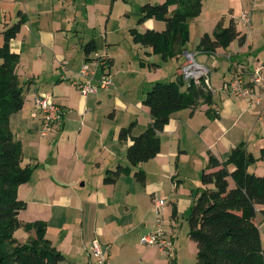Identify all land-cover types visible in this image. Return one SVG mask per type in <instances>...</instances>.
Instances as JSON below:
<instances>
[{"label":"crops","instance_id":"0c3cea01","mask_svg":"<svg viewBox=\"0 0 264 264\" xmlns=\"http://www.w3.org/2000/svg\"><path fill=\"white\" fill-rule=\"evenodd\" d=\"M163 1L0 0V46L4 41L3 30L23 19L9 40V48L19 55L15 72L24 84L25 96L22 108L9 116V126L21 142L22 164L33 167V172L17 188L18 198L26 204L18 218L22 223L45 222L46 237L65 255L57 264H87L93 239L109 245V264H168L171 260L179 264L176 246L171 255H165L156 247L140 242L142 236L152 232L153 199L158 195V199L165 201L161 207L164 229L174 238L183 224L182 217L188 215L196 199L195 193L201 187L200 173L206 168L209 155L223 160L240 142L255 157L264 148L263 103L255 102L259 89L255 88L257 93L250 102L228 91L234 75L242 73L249 79L250 73L264 66L258 53L249 59V49L239 52L245 49L246 41L238 43L239 48L232 52L229 50L235 40L227 48L218 47L212 53L189 50L185 45L181 54L168 59L170 70L162 69L160 55L135 43L129 34L133 42L130 49L136 55L141 53L137 56L139 70H131L130 81L121 85L136 93V99L129 98L126 102L115 98L114 84V88L87 95H81L73 84L82 60L93 54L84 52L86 43L94 42L98 53L102 49L100 54L109 58L111 73L114 58L110 46L116 45L120 30L163 29L164 22L151 18L136 24L139 6ZM257 9H264V0H203L201 13L204 10L205 16L200 33L211 34L218 21L227 25L226 17L227 22L233 19L242 33L236 21L247 10L250 31L251 15ZM259 46L264 50V43ZM224 53L230 61L228 72L208 65L209 54ZM140 60L145 64L141 65ZM150 62L159 65L149 66ZM193 62L204 65L208 71L206 87L212 94L211 103L200 101L194 110L174 112L157 134L159 152L121 172L114 182H104L108 169L130 166L126 158L130 140L119 139V130L133 122L132 134L137 135L148 126L151 119L142 101L151 84L175 78L187 65H190V77H200ZM36 96L54 101L61 109L59 120L44 133L41 114L34 104ZM117 109L124 111L121 123H116ZM207 110L214 116H209ZM126 121L129 122L124 125ZM138 168L145 172L143 183L134 177ZM248 169L264 176V157ZM30 236H34L33 230L25 232V237ZM181 238L179 245L185 252L189 247L196 254V243L188 237V223L186 236ZM261 239L264 246V233Z\"/></svg>","mask_w":264,"mask_h":264},{"label":"trees","instance_id":"16d2710c","mask_svg":"<svg viewBox=\"0 0 264 264\" xmlns=\"http://www.w3.org/2000/svg\"><path fill=\"white\" fill-rule=\"evenodd\" d=\"M202 3L203 0L144 3L138 8L136 24L151 18L164 22V28L139 31L131 27L129 34L135 43L150 48V53L160 55L163 60L175 57L188 43V20L200 15ZM22 20L19 18L3 30L4 41L0 46V264H57L65 255L46 237L45 222L22 223L18 218L26 204L18 198L17 188L27 182L33 172V167L22 164L21 142L9 126V116L22 108L25 96L24 84L15 72L19 55L9 48V40L19 30ZM235 39L240 44L245 41V34L237 30L235 21L230 19L227 25L218 21L211 34L204 32L199 37L196 50L212 53L218 47L227 48ZM83 49L86 54L95 51L94 42L86 43ZM140 64L145 62L140 60ZM148 65L159 64L150 62ZM206 77L185 78L181 72L171 80H157L151 84L142 101L151 119L148 126L137 135L132 134L133 122L119 130V139L130 140L126 149L130 166L108 169L104 182H114L121 172L153 158L160 150L157 134L174 112L194 110L200 101L211 103ZM207 114L214 116L209 110ZM263 157L264 148L255 157L247 151L244 142L231 148L223 160L209 155L206 168L200 173L201 187L186 217L188 237L197 247L196 264H264L261 239L264 233V176L248 169ZM134 177L143 183L144 170L136 169ZM18 228L33 230L34 236L20 242L14 236ZM168 264L176 262L171 260Z\"/></svg>","mask_w":264,"mask_h":264},{"label":"built area","instance_id":"2783aa9c","mask_svg":"<svg viewBox=\"0 0 264 264\" xmlns=\"http://www.w3.org/2000/svg\"><path fill=\"white\" fill-rule=\"evenodd\" d=\"M245 27H250V11H243L237 21ZM92 56L85 57L77 71L76 78L73 84L77 87L81 95L96 93L98 90H107L112 87L113 81L108 71L109 58L96 51H92ZM197 65V71L201 76L207 75V69L204 65L193 62ZM100 73L97 75V71ZM264 66L256 68L253 73H250L249 79L244 78L242 73L234 75L228 83L229 93L251 101L255 93V88L259 89L260 95L255 98L256 103H263L264 109ZM185 78L191 76L190 65L182 69ZM205 83H208L207 77ZM35 107L41 114V124L43 133L46 132L51 125L59 120L61 115L60 106L54 101H50L45 97H34ZM154 208L159 213L160 207L165 203L163 199H153ZM158 229L145 234L141 237L140 242L144 245L156 247L161 253L171 255L174 249L173 241L170 236L161 229L159 220L157 218ZM90 259L87 264H109L108 254L109 245H102L97 239H93L90 243Z\"/></svg>","mask_w":264,"mask_h":264},{"label":"rangeland","instance_id":"374dc122","mask_svg":"<svg viewBox=\"0 0 264 264\" xmlns=\"http://www.w3.org/2000/svg\"><path fill=\"white\" fill-rule=\"evenodd\" d=\"M136 9H132V17L135 16V11ZM258 10V9H257ZM255 12V11H254ZM205 16L204 14V10L202 13H200L199 16L189 19L188 20V26H189V41L186 44L187 48H189V50H195L196 49V45L199 41V36L202 29V18ZM252 19H251V23H252V29L249 31L247 30V27L242 26L241 24L239 25L242 28V33H246V46L245 49H239V52H241V50H247L249 49L250 53L248 54L249 59H252L253 56H255L256 53H258L260 55V60H264V50H261V46H259V44L264 43V9L258 10L255 12V14L251 15ZM228 17H226V24H228L227 19ZM135 21V20H134ZM158 21V20H156ZM162 23V21H160ZM133 25L136 26V24L134 23ZM115 42L116 45H111V55L114 58V65L111 67V73L110 76L112 78L113 81V86H117L116 90L113 91L114 95L116 96L115 98H118L122 101H126L128 102L129 98H133L136 99L137 98V94L134 92H129V87L128 86H122V82H124L125 84H128V82L131 79V70L135 69V70H139V66H138V57L140 56V52L139 55H136V53H134V51H132L130 49V46L133 45L131 38L129 36V32L128 29L126 28L123 32L120 30V32L118 33V36L115 38ZM239 40L235 39V41H233L229 52L234 51L236 49L239 48ZM260 49V51H259ZM100 52L102 53V49L100 48ZM99 52V53H100ZM245 54V53H242ZM227 54L224 53L222 55L219 54H209V58H208V65L213 64L215 65L219 70H223V72H228V65H230V61L226 56ZM239 55V54H238ZM159 57V56H158ZM201 57V56H200ZM171 59V58H169ZM206 59V57L204 58ZM246 59V58H244ZM159 60L161 62V66L162 69L167 68L172 70V67L169 66L170 60L166 61L163 60L162 58L159 57ZM173 61V60H172ZM124 78H126V82L124 80ZM112 86V88H114ZM103 90H99L98 92H101ZM114 98V99H115ZM123 110H118L116 112V123H121L123 122ZM143 121L145 122V118L143 119V115L140 119V123ZM129 121L124 122V125H127ZM143 127L139 128L138 130H142ZM137 131V132H139ZM156 197V196H155ZM156 198H160V196L157 195ZM153 205V215H154V223H153V227L152 229H150V231H154L156 229H158L157 226V218L159 220L160 223V227L161 229L166 233L167 231L164 229V225H165V218L162 216V209L160 207L159 209V213L156 211V209L154 208V203L152 202ZM188 214V213H187ZM187 215L185 214L182 217V221L183 224L182 226L179 228V234L176 232V235L174 236V238L172 236L171 239L173 241V245L176 246L177 249V254H178V259H179V264H196V256H195V252H193L189 247L186 249L183 248V246L179 245V241H182L183 239L181 237H185L186 233H187V219H186ZM180 220V221H181ZM25 232L26 230H24V228H18L17 230H15L14 232V236L15 238H17L18 241L20 242H24L27 240V237H25ZM262 232V231H261ZM166 235H170L169 233H166ZM177 235H178V243L177 242ZM261 235H263V233H261ZM174 239H176L174 241ZM188 241H190L188 239Z\"/></svg>","mask_w":264,"mask_h":264},{"label":"water","instance_id":"95a60500","mask_svg":"<svg viewBox=\"0 0 264 264\" xmlns=\"http://www.w3.org/2000/svg\"><path fill=\"white\" fill-rule=\"evenodd\" d=\"M185 53H187V52H185ZM185 53H184V54H185ZM199 78H200L199 76H198V77H196V79H199Z\"/></svg>","mask_w":264,"mask_h":264},{"label":"bare ground","instance_id":"6f19581e","mask_svg":"<svg viewBox=\"0 0 264 264\" xmlns=\"http://www.w3.org/2000/svg\"><path fill=\"white\" fill-rule=\"evenodd\" d=\"M195 65V67H197V65L196 64H194Z\"/></svg>","mask_w":264,"mask_h":264}]
</instances>
